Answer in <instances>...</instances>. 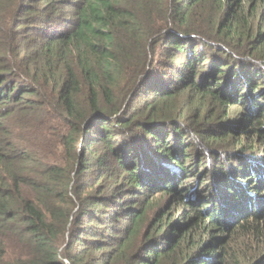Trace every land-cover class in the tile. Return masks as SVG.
I'll return each mask as SVG.
<instances>
[{"label": "trees", "instance_id": "1", "mask_svg": "<svg viewBox=\"0 0 264 264\" xmlns=\"http://www.w3.org/2000/svg\"><path fill=\"white\" fill-rule=\"evenodd\" d=\"M0 264H264V0H0Z\"/></svg>", "mask_w": 264, "mask_h": 264}]
</instances>
